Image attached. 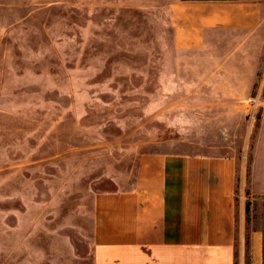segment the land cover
I'll return each instance as SVG.
<instances>
[{"label": "rangeland", "instance_id": "rangeland-1", "mask_svg": "<svg viewBox=\"0 0 264 264\" xmlns=\"http://www.w3.org/2000/svg\"><path fill=\"white\" fill-rule=\"evenodd\" d=\"M258 28L216 35L201 64L151 0H0V264H91L95 195L141 153L232 155L242 195Z\"/></svg>", "mask_w": 264, "mask_h": 264}, {"label": "crops", "instance_id": "crops-1", "mask_svg": "<svg viewBox=\"0 0 264 264\" xmlns=\"http://www.w3.org/2000/svg\"><path fill=\"white\" fill-rule=\"evenodd\" d=\"M261 2L151 0L170 16L175 48H201V64L222 51L216 35L257 33ZM236 167L210 151L139 154L95 195L91 264H264V98L242 195Z\"/></svg>", "mask_w": 264, "mask_h": 264}]
</instances>
